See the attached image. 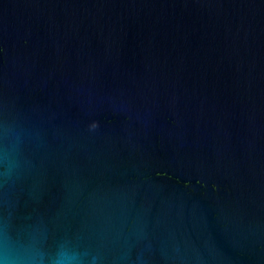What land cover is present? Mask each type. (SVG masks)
Listing matches in <instances>:
<instances>
[{
    "label": "water",
    "instance_id": "95a60500",
    "mask_svg": "<svg viewBox=\"0 0 264 264\" xmlns=\"http://www.w3.org/2000/svg\"><path fill=\"white\" fill-rule=\"evenodd\" d=\"M264 264V0H0V253Z\"/></svg>",
    "mask_w": 264,
    "mask_h": 264
},
{
    "label": "clouds",
    "instance_id": "9594fccd",
    "mask_svg": "<svg viewBox=\"0 0 264 264\" xmlns=\"http://www.w3.org/2000/svg\"><path fill=\"white\" fill-rule=\"evenodd\" d=\"M0 264H45L43 258L36 259L32 256H21L6 249L0 253ZM48 264H74L71 257L58 256L51 259Z\"/></svg>",
    "mask_w": 264,
    "mask_h": 264
}]
</instances>
